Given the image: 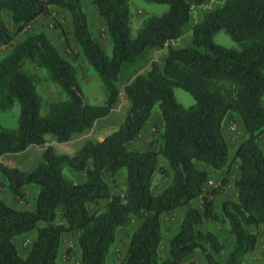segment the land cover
I'll list each match as a JSON object with an SVG mask.
<instances>
[{"label":"trees","instance_id":"trees-1","mask_svg":"<svg viewBox=\"0 0 264 264\" xmlns=\"http://www.w3.org/2000/svg\"><path fill=\"white\" fill-rule=\"evenodd\" d=\"M129 1L92 0L112 41L109 57L89 32L81 0H0V46H10L0 58V110L19 104L17 126L0 127V156L43 146L32 169L0 161V176L13 195L24 197L23 187L37 188L30 210L16 209L0 196V264H56L65 232L75 236L81 264H108L117 230L132 220L138 224L130 234L123 264H180L194 251L208 264H244L258 238H264V151L259 144L264 135V0H222L191 26V39L182 47L169 42L181 35L193 7L209 0H145L166 4L168 9L144 19L135 37ZM54 7L71 16L73 35L102 82L101 105L86 101L75 65L46 33L27 34L13 42L14 34ZM3 9L8 10L12 31L2 17ZM219 31L239 47L215 42ZM165 45L168 54L162 63L152 61L145 73L123 86L129 105L112 130L86 140L71 154L57 150L111 112L121 89L123 62L134 63L146 49ZM41 69L65 95L46 102L44 113L37 91ZM223 84L231 87L229 96ZM174 88L191 94L194 102L180 104ZM156 104L163 121L159 147L128 149L126 144L143 129ZM230 115L238 116L246 134L232 158L223 131ZM158 156L169 166V173L163 167L160 172L170 181L154 194ZM232 160L236 199L224 200L221 212L233 244L223 258L225 246L219 236L199 228L204 220L216 222L219 216L213 204L217 190L205 191L208 174L197 163L229 173ZM65 166L83 172L84 181L68 180ZM121 168L125 189L113 193L105 177L115 180ZM195 198H201V209L191 205ZM100 200H106L104 208L91 212L89 205L97 206ZM184 205L187 210L167 239L169 255L163 257L161 216ZM57 218L63 223H56ZM28 232L34 238L21 255L15 239Z\"/></svg>","mask_w":264,"mask_h":264},{"label":"crops","instance_id":"crops-1","mask_svg":"<svg viewBox=\"0 0 264 264\" xmlns=\"http://www.w3.org/2000/svg\"><path fill=\"white\" fill-rule=\"evenodd\" d=\"M81 5H82V8L85 11L86 16H87V23H88V28H89V32H90L91 36L100 43V45L102 46V48L104 49L106 54L110 57L112 54V41H111L110 35L108 33V30L106 28L104 19L101 16H99L94 4L92 3V0H81ZM55 10L61 11L69 19V14L66 10H62V9L60 10L59 8L54 7L51 9V12H54ZM129 11H130V8H129ZM1 14H2L4 21L9 26L10 31H12L13 28H12V23H11L10 17L8 15L9 14L8 10L3 9ZM130 15H131V20H132L133 17H132L131 11H130ZM202 16H203V14H202ZM202 16L192 23H190V21H191L190 20L189 23L184 26L181 35L177 39L170 41L169 45H171L173 47H182V46L188 45V43L191 39V26L196 21L200 20L202 18ZM48 20H49L48 15L47 16L46 15L37 16L31 22V24L29 26H27V28H25V31L18 33L21 35L19 37L17 36V38L20 41L27 34L36 33V32H44L51 39V41L55 44V46L57 47L59 52L62 54V56H64L66 59H68L74 65H75V63H77V61H79V63L82 65V67H86L88 62L82 53L80 45L78 44L77 40L75 39V37L73 35L72 24L70 23L68 25V30H69V33L67 34L68 38L64 39V37H62L59 34L58 35L56 34V36H53L51 33L48 32L51 30L50 29L51 25L48 26V24H45ZM131 28H132V24H131ZM12 34H13V32H12ZM13 37H14V35H13ZM14 43H16V42H14ZM68 45H70L71 50L66 48ZM9 49H10V47H9ZM109 49L111 51L110 55L107 53V50H109ZM167 54H168L167 45H165L164 47L154 46V47H150V48L146 49L145 51H143L134 63L123 62L122 67H121V89H120V92L118 95L117 102L115 103L113 109L111 110V112L107 116L98 119L88 131L84 132L81 135L74 137L72 140L65 143V146H64L65 149L69 152H74L86 140L93 139L96 136L102 135V134L112 130L113 127L115 125H117V123H119V121L123 117L128 105H129V101L127 99V96L125 95V93L122 89L123 86L125 84L129 83L137 74L145 73L147 71V69L149 68L150 63L152 61H157L159 63H162L164 61L165 57L167 56ZM75 67H76V65H75ZM59 100H61V99H59ZM53 101H57V100H53ZM156 114H157V118H158L156 125H158L159 131L161 133L162 127H163V121H162L160 114L156 112L155 114L151 115V117L148 119V121L146 122L143 129L139 132V134L132 141H130L126 144L128 149H135V150H139V151H144V150H149V149L156 150L159 147L160 141H159V143L152 142V134H153L152 130L154 129V127H152V125L155 123L153 118H154V115H156ZM235 117H236L235 120L237 121V123H240L238 116H235ZM227 120L228 119L226 118L223 122V131H224L225 135H227V132H226ZM245 135H246L245 130H244V128H242L240 138L236 141L235 144H233V146H232V148H230V150H234L235 147L238 145V143L244 139ZM53 142H54V140L49 141V143H53ZM42 151H43V146H30L28 149H26L25 151H23L21 153L7 154V155L0 156V161L7 163V164L14 165V166H19L23 169H32L36 165V163L38 162L40 154ZM197 165L204 168L208 174V180L205 183V185L210 181L209 180L210 177H215V176H220V177L225 176L226 177L227 176L226 172H223V171L216 172V171H214L208 167L202 166L200 163H197ZM161 167L165 168V170L169 173L170 170H169V166H168L167 162L164 160V158H162L161 156H158L157 161H156L155 171L153 173V179H152V191L154 194H158L159 192H161L163 190V188L170 181V176H164V174H161V172H160ZM64 168H68L70 171H72L71 178H68L64 175L68 180L75 182V183L84 181L85 176H84L83 172L75 171L68 166H65ZM158 173H159V182H162V184L159 186V189L156 190L154 187V180L157 178ZM117 176H120L123 178L124 189H125V185H126L125 169L121 168L118 171ZM236 176H237V173L235 174V176H233V180L236 179ZM108 178L106 176L105 180L108 182L111 191L113 193L118 192V193L122 194L124 189L122 191H114L112 188L111 182H109ZM227 184H230V182H227ZM28 188L29 187H23V192L25 195L24 197H19L17 195H13L9 191V189L7 188L6 180L4 179V177L0 176V196L9 205L13 206L16 209H29L30 210V209L34 208V197L36 195L37 188H36V186H32V188L35 189V194L31 198H30V196L26 195ZM226 191L227 190L224 191V189L219 191L213 198L214 209H215V211L219 217H220V214H219L218 209L221 208V205H219V204L220 203L222 204V202L226 199H230V200L236 199V193H237L236 187H235V194L232 197H228L227 195H229V194ZM197 199L198 198H195L194 200L191 201L192 206H194V201H196ZM24 200H26V201L28 200L31 204L28 203L29 204L28 207L24 206V204H23ZM102 203L106 204V200H100L99 204H102ZM194 207L199 209L197 206H194ZM186 210H187V206L184 205V206L178 207L176 209H173L171 211L164 212L161 216V228H163L162 225H163L164 217H170L172 215H175L173 226L168 231V234L165 235L166 233H163V236H164V239L162 241V243L164 244L163 253H162L163 257H167L169 255V250H168L169 248H168L167 239H168V237H170V235H172L174 233V231L178 227V225H179L182 217L184 216ZM131 222H133V224H131V228H129L130 234H131L132 230L138 224L137 220H132ZM207 222H209V221L204 220V222L199 225V228L203 229V230H210L219 236V233H218L216 227L211 226L212 225L211 222H209L210 228H208V227L203 228V225L206 224ZM61 223H63V222H61ZM116 235H117V233H116ZM33 238H34V233L28 232L24 235L17 237L15 239V242L18 245L19 249H21L19 244L23 240V246H25V247L22 250H24V254H25L28 247L30 246ZM262 240H264V238H262V237L258 238V241L256 243L254 250L250 253V254L253 253V255H251V256L247 255L248 257L245 258L244 264H264V253H263V257H260V258H258L257 256H254V254L257 251H259L258 250L259 249L258 248L259 242ZM231 241L232 242L229 243L230 246H232V244H233V237H231ZM162 243H161V245H162ZM224 246L226 247L225 244H224ZM127 248H128V246H127ZM76 250L78 251L77 255L79 256V250H80L79 246H77ZM59 253L60 252H58V255H59ZM80 253H81V251H80ZM24 254H21V255H24ZM58 255H57L56 261L58 260ZM80 259H81V257H80ZM180 264H208V263L206 262L205 258L203 257V255L199 251H194L190 255L185 257L180 262Z\"/></svg>","mask_w":264,"mask_h":264},{"label":"rangeland","instance_id":"rangeland-1","mask_svg":"<svg viewBox=\"0 0 264 264\" xmlns=\"http://www.w3.org/2000/svg\"><path fill=\"white\" fill-rule=\"evenodd\" d=\"M222 0H209L201 5L194 6L191 13V21L190 23L194 22L195 20L199 19L202 14L209 9L214 8L216 5L221 3ZM129 8L132 13V28H131V36L135 37L138 31V28L141 25V21L146 19L147 17L151 15H161L163 14L167 9L168 5L166 4H158L153 2H148L145 0H130L129 2ZM61 10V9H60ZM69 14V12H68ZM49 20L45 23L51 25L49 33H51L53 36H56V34L61 35L64 37V39H67V34L69 33L68 25L71 23V16L69 14V19L59 10H55L54 12H51L49 15ZM68 19V20H67ZM188 28V27H187ZM62 30V33H61ZM189 32V31H188ZM21 34H14L13 42H18L19 37ZM214 41L225 46L228 48H238V44L233 41L229 35H227L224 31H219L214 35ZM55 45V44H54ZM10 46H0V58L6 54L9 50ZM67 49L71 50L70 45L66 47ZM107 53L110 55L111 51L110 49L107 50ZM76 65V71H77V77L79 84L81 86V89L83 91V94L85 96V99L87 102L91 104L101 105L104 103L105 95L103 90L102 82L95 71V69L87 63L86 67H82V65L77 61L75 63ZM41 76V82L37 85V91L39 95L42 98L43 107L41 111L44 113L46 111V102H50L53 100H59L63 99L65 97L64 92L62 91L61 87L54 82L52 79L49 78L48 73L45 69H41L38 71ZM223 89L225 90V93L229 96L231 93V87L228 84H223ZM174 95L176 97V100L182 104L183 106H188L194 102V99L191 94L184 91L181 88H174ZM160 114V109L158 107V104H156L153 108L152 115L155 113ZM19 115V104L15 103L12 108L6 111L0 110V127H9V128H15L17 126V119ZM234 115H230V117L227 120L226 124V132H227V141L230 145V148H232L233 144L236 143V141L240 138L241 129L243 128L240 123H237L235 120ZM154 121L155 123L152 125L154 129L152 130V142L159 143L160 138V131L158 128V125H156V122L158 121L157 114L154 115ZM116 126V125H115ZM114 126V127H115ZM113 127V128H114ZM259 144L261 148L264 151V135L261 136L259 140ZM65 145H62L57 148L58 151H62L65 153H73L69 152L65 149ZM231 151L230 157L232 158L233 150ZM236 162L232 160L231 162V168L230 172L227 173V176H215L210 177V181L205 185V191H208L210 189L215 188L217 190V193L224 189L227 190L229 195L228 197H232L235 194V187L234 186V180L233 176L236 174ZM63 174L71 178L72 171H70L68 168L63 169ZM163 174V173H161ZM164 176H167L164 174ZM108 178V177H107ZM224 179V181H223ZM109 182H111L112 188L114 191H122L124 189V183L123 178L120 176H116L115 180H110L108 178ZM227 182H230V184H227ZM233 182V183H232ZM162 184V182H159V173L157 174V178L154 180V187L156 190L159 189V186ZM35 194V189L32 187L28 188V191L26 192V195L33 197ZM228 200V199H226ZM30 203L28 200H24V206L28 207ZM31 204V203H30ZM104 203L99 204L98 206L89 205V210L91 212L95 210H100L104 208ZM221 205V203L219 204ZM194 206H197L199 209H201V198H198L196 201H194ZM218 206V205H217ZM221 209V208H220ZM218 209L220 217L216 222H211V226H215L218 233L219 238L221 241L226 245L224 247L223 251L221 252L222 257H226L228 252L231 250V247L229 243H231V233L229 231V227L227 222L224 219V216L221 212V210ZM175 219V215H172L170 217H164L162 230L163 233L168 234V231L173 226ZM62 220L60 218L56 219V223H61ZM210 222V221H209ZM207 222L203 225V228H210V223ZM131 224L133 222H129L128 225L119 228L116 235L115 243L113 244L111 251L108 255L107 261L108 264H123V258L127 250V246L129 243V237L130 232L129 228H131ZM20 242V241H19ZM18 242V243H19ZM21 249H19V252L21 254H24V250H22L25 246H23V240L19 244ZM78 244L76 241L75 236L72 234L65 232L62 236V242L59 249V255L58 260L56 261V264H81V253L79 250V256L77 255L78 251L76 250ZM163 246L164 244L160 246L159 253L162 255L163 253ZM259 251H257L254 256H257L258 258L263 257L264 253V240L259 242ZM253 255L250 254L248 256ZM246 256V257H248Z\"/></svg>","mask_w":264,"mask_h":264}]
</instances>
